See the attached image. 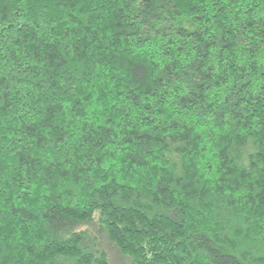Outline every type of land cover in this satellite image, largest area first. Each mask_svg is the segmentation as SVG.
Listing matches in <instances>:
<instances>
[{"label":"trees","instance_id":"1","mask_svg":"<svg viewBox=\"0 0 264 264\" xmlns=\"http://www.w3.org/2000/svg\"><path fill=\"white\" fill-rule=\"evenodd\" d=\"M0 264H264V0H0Z\"/></svg>","mask_w":264,"mask_h":264}]
</instances>
